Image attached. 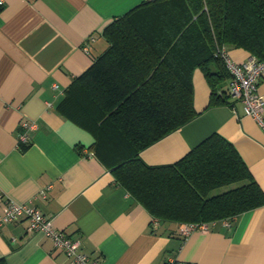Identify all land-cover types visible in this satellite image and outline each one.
<instances>
[{"label":"crops","instance_id":"crops-1","mask_svg":"<svg viewBox=\"0 0 264 264\" xmlns=\"http://www.w3.org/2000/svg\"><path fill=\"white\" fill-rule=\"evenodd\" d=\"M144 1L2 0L0 213L6 196L36 206L98 264H264V205L184 237L176 223L154 219L114 179L91 148L97 126L59 106L75 77L107 48L103 28ZM228 52L239 62L251 56L242 48ZM192 82L197 115L140 150L141 159L173 163L216 132L233 143L264 189V131L232 96L230 104L209 106L203 71L194 69ZM258 91L264 98V79ZM24 121L34 126L26 130ZM24 131L29 139L22 142ZM27 225L23 216L0 225L6 264H74Z\"/></svg>","mask_w":264,"mask_h":264},{"label":"trees","instance_id":"trees-1","mask_svg":"<svg viewBox=\"0 0 264 264\" xmlns=\"http://www.w3.org/2000/svg\"><path fill=\"white\" fill-rule=\"evenodd\" d=\"M102 34L107 48L75 77L59 106L97 126L91 148L114 179L154 219L176 223L184 237V224L208 226L264 205V189L219 133L173 163L150 165L139 156L197 115L194 69L210 86L209 106L231 103L224 86L232 77L217 51L242 48L264 60V0L144 1Z\"/></svg>","mask_w":264,"mask_h":264},{"label":"built area","instance_id":"built-area-1","mask_svg":"<svg viewBox=\"0 0 264 264\" xmlns=\"http://www.w3.org/2000/svg\"><path fill=\"white\" fill-rule=\"evenodd\" d=\"M0 4H2V0H0ZM90 39L93 37L91 36ZM217 53L224 59L232 77L228 85L229 94L242 103L244 114L252 117L264 131V98L258 91L259 82L264 78V60H256L249 56L242 62L236 61L229 55L225 46L219 47ZM22 125L27 130L32 128L34 123L24 121ZM28 139L26 131L19 135V141L25 142ZM21 216L28 221V231L40 232L48 237L52 244L61 249L74 264H98L97 260L90 259L87 253L81 250L78 240L57 229L51 218L45 216L39 208L6 196L0 213V225L14 222ZM196 229H207V225L184 224L180 228L184 235H188Z\"/></svg>","mask_w":264,"mask_h":264}]
</instances>
